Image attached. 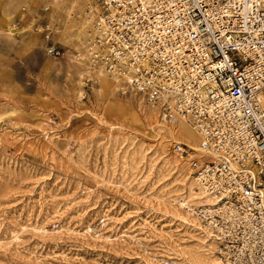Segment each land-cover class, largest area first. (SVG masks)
<instances>
[{"label": "rangeland", "instance_id": "rangeland-1", "mask_svg": "<svg viewBox=\"0 0 264 264\" xmlns=\"http://www.w3.org/2000/svg\"><path fill=\"white\" fill-rule=\"evenodd\" d=\"M90 29L84 0H0V264H188L206 224L173 145L199 138L87 61Z\"/></svg>", "mask_w": 264, "mask_h": 264}, {"label": "built area", "instance_id": "built-area-1", "mask_svg": "<svg viewBox=\"0 0 264 264\" xmlns=\"http://www.w3.org/2000/svg\"><path fill=\"white\" fill-rule=\"evenodd\" d=\"M84 1L91 64L197 134L173 151L217 201L222 264H264V0Z\"/></svg>", "mask_w": 264, "mask_h": 264}, {"label": "bare ground", "instance_id": "bare-ground-1", "mask_svg": "<svg viewBox=\"0 0 264 264\" xmlns=\"http://www.w3.org/2000/svg\"><path fill=\"white\" fill-rule=\"evenodd\" d=\"M86 59H87V61L89 60V56L87 53H86ZM101 73L104 74L105 72L101 71ZM109 76L112 77L115 81L118 80L117 81L118 83H120V81L121 82L124 81L121 78H119L118 76H115V75H109ZM176 122H183V124L181 125L180 129L177 130V132H181V133L183 132L184 136H188V137L192 138L193 140H195L194 137L192 136V132L190 131V129L186 126V124H184L185 121L179 120ZM173 124H175V123H173ZM172 133H173V131H172ZM190 138H188V139L190 140ZM193 149L199 150V146L196 145L193 147ZM191 183H192L193 187H195L198 190V192L196 191L195 193H191L187 199H184L182 201L181 206L188 208L189 212L195 213L196 209L192 208V205H191V203L193 202L194 204H196V206H198V211L196 212V214H200L199 213L200 210H211V209H213V206L217 205V201L212 196H210L201 187V185L198 183V180L196 179V177L194 178V181ZM204 226H205L204 228H205V232H206V237L204 238V240H205L204 242L208 243V248H203L201 250H195V251L188 253V255L190 257L188 264H222L221 258L218 257L216 254L217 251L220 250L218 248L219 247V241H218V239L214 238V235H212V231H211L210 227L207 225H204ZM207 238H208V240H207ZM183 257H184V255H183Z\"/></svg>", "mask_w": 264, "mask_h": 264}]
</instances>
